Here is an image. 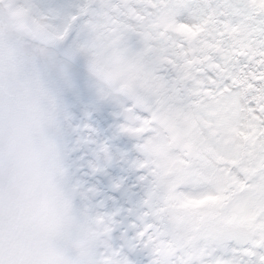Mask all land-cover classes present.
Returning a JSON list of instances; mask_svg holds the SVG:
<instances>
[{
  "label": "clouds",
  "instance_id": "clouds-1",
  "mask_svg": "<svg viewBox=\"0 0 264 264\" xmlns=\"http://www.w3.org/2000/svg\"><path fill=\"white\" fill-rule=\"evenodd\" d=\"M41 23L36 35L0 38L5 264H118L128 233L149 230L194 264H239L244 226L219 205L184 206L201 190L189 176L205 170L206 144L170 84L162 45L122 43L70 60L95 36L70 22L56 40L62 22ZM145 245L137 264L160 259Z\"/></svg>",
  "mask_w": 264,
  "mask_h": 264
},
{
  "label": "snow or ice",
  "instance_id": "snow-or-ice-1",
  "mask_svg": "<svg viewBox=\"0 0 264 264\" xmlns=\"http://www.w3.org/2000/svg\"><path fill=\"white\" fill-rule=\"evenodd\" d=\"M45 20L62 22L56 40L68 34L70 22L95 36L70 50V60L122 43H142L148 52L162 45L170 84L196 114L206 144L205 170L189 176L201 190L184 206L219 205L230 212L244 226L246 241L233 255L239 264H264V0H0V38L36 35ZM119 187L113 177V195ZM6 217L0 196V239ZM128 235L127 248L114 253L118 264H137L145 241L160 257L153 264H194L151 230Z\"/></svg>",
  "mask_w": 264,
  "mask_h": 264
}]
</instances>
